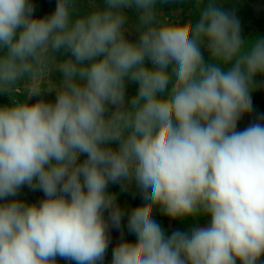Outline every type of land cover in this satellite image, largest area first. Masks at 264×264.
I'll list each match as a JSON object with an SVG mask.
<instances>
[{
  "label": "clouds",
  "instance_id": "clouds-1",
  "mask_svg": "<svg viewBox=\"0 0 264 264\" xmlns=\"http://www.w3.org/2000/svg\"><path fill=\"white\" fill-rule=\"evenodd\" d=\"M166 2L89 0L81 11L57 0L37 18L30 0H0V94L11 101L0 106V201L25 185L45 197L0 203V264H102L109 221L119 228L123 216L106 191L118 182L135 183L145 203L128 217L135 241L121 239L111 264H259L264 117L237 124L264 74V38L244 40L215 0H195L198 20L187 22L160 12ZM52 69L62 78L48 85ZM129 82L138 89L126 100ZM52 91L54 102L29 103ZM157 207L210 222L167 236Z\"/></svg>",
  "mask_w": 264,
  "mask_h": 264
},
{
  "label": "rangeland",
  "instance_id": "rangeland-1",
  "mask_svg": "<svg viewBox=\"0 0 264 264\" xmlns=\"http://www.w3.org/2000/svg\"><path fill=\"white\" fill-rule=\"evenodd\" d=\"M235 0H215V2L222 8V10L228 12L229 14H234L232 10H234L235 4L233 3ZM243 1L244 4L250 5L249 8H251L252 12L256 14L257 17H263L264 16V0H239ZM228 2H231L233 5L227 6L226 4ZM32 5L34 6V12L33 16L34 17H44L47 15H50L56 6L57 0H31ZM97 4L102 5L103 0H96ZM185 3L190 4V11L192 12V20H198V14L195 10V0H168L167 4L169 6H165L167 8V11L170 15L180 13L183 10V7H189V6H184ZM78 5L81 9V11H87L89 8V0H78ZM160 3H158V6ZM193 8V10H192ZM166 10H162L161 12L165 14ZM166 11V12H167ZM126 14L129 17L130 22L134 23L137 21V12L135 9H127ZM169 16V15H167ZM238 20L239 18L236 17ZM172 22H181L180 18H173L171 20ZM245 33V30L241 28V35ZM126 38L129 39L132 42H135L138 40V34L135 31H128L125 33ZM263 38V37H262ZM207 51V50H206ZM61 56L57 55L58 59ZM61 74L59 72H56L54 69H52L48 75L45 77V83L48 85H55V83H58L59 80L61 79ZM137 87L138 85L135 83H127L126 85V92H125V99L130 100L132 96H134L137 92ZM259 89L261 90L262 93H260ZM251 95V101H252V111L250 113L244 114L241 119L239 120L237 124V130H243L250 124L257 122L261 117H264V82L261 83L260 87H254L253 90L250 93ZM40 97V96H38ZM40 98H46V101L48 102H54L55 101V91H52L50 93L43 94L42 97ZM33 99V97H32ZM31 99V100H32ZM4 102V101H3ZM2 100L0 101V106L3 105H8L4 104ZM11 103L9 99V104ZM115 106H110V110H113ZM264 123V121H261ZM113 148L117 147V145L113 144ZM85 156H81L80 160L81 162L85 159ZM130 190L133 191H139L140 192V203L144 204L145 201L142 199V194L140 189L137 187L135 183H132L130 185H126L124 182H118V183H109L106 191L110 194L115 196L117 198V202L120 204L123 203V195L122 193H129ZM44 193L41 190H32L29 188L27 185L23 186L17 196L15 197H8L7 200L5 201H0V203L8 202L13 199L20 200L25 203H39L42 199H44ZM120 199V201H119ZM126 202L124 205H129L130 201H128L126 197ZM129 202V203H128ZM129 207V206H128ZM158 208V207H157ZM158 210H160L158 208ZM105 219L107 220L109 217V211H105L104 213ZM195 218V219H194ZM193 228L195 227H205L207 226V223L209 224L210 222V217L206 215H197V216H189V221H188ZM199 224H198V223ZM197 223V224H195ZM109 231L114 229V226L111 225L109 221ZM113 243H116V241L111 240ZM59 260V259H58ZM238 264V262H237Z\"/></svg>",
  "mask_w": 264,
  "mask_h": 264
},
{
  "label": "trees",
  "instance_id": "trees-1",
  "mask_svg": "<svg viewBox=\"0 0 264 264\" xmlns=\"http://www.w3.org/2000/svg\"><path fill=\"white\" fill-rule=\"evenodd\" d=\"M233 3L235 4V6H234V10L232 11L235 17L239 18L240 27L245 30V33L241 35L242 38L246 41H252L262 37L264 38V16L257 17L256 14L252 12L251 8H249L250 5L247 6V4H244L243 1L241 2L239 0H235L233 1ZM186 5L189 7H183L182 12L173 15H170L168 13L169 11H167V8H165V6H169L167 2L160 3V5L158 6V10L160 12L162 10H166L167 12L165 11V15H169L168 17L170 20H172L173 18L176 19L180 18L181 22H187L189 19H192V12L190 11V4L185 3L184 6ZM226 5L231 6L233 4L231 2H228ZM201 51L205 61L207 62L210 59L209 53L206 51L205 48H202ZM57 55L61 56L60 58L63 59V56L61 54H57ZM146 64L147 66L151 67L150 62H146ZM262 82H264V74H257V76L254 78L255 87L259 88ZM259 91L260 93H262L260 89ZM40 97L34 96L33 99L29 101V103L36 102L37 100L41 99ZM18 99H24V96L21 95L18 97ZM1 100L2 102L4 101L3 102L4 104H9V97L7 95L0 94V101ZM44 100L46 101V98H44ZM122 195H123L122 204L117 202V198L115 200L116 206H118L123 212L121 225L119 228L114 227V229L109 231L110 243L107 252L105 254L104 260L102 261V264H111L113 248L116 246V244H118L121 241V239L127 240L129 242L135 241V234L128 231L127 222L131 210H133L137 206L142 205V203H140V198H139L141 195L139 191H133V190H130L128 194L122 193ZM126 197L128 201H130V203L128 202L129 205H124V203L127 201ZM153 218L161 226V228L164 230L167 236H170L175 231L190 232L193 229V226L188 222L189 217H185L182 219H171L165 214H163L160 210H158V208L154 210ZM111 240L116 241V243H113ZM57 264H75V262L59 259L57 261ZM97 264H101V262H97ZM259 264H264V256L261 257Z\"/></svg>",
  "mask_w": 264,
  "mask_h": 264
}]
</instances>
